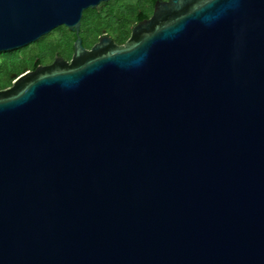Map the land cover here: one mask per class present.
Returning a JSON list of instances; mask_svg holds the SVG:
<instances>
[{"label": "water", "instance_id": "95a60500", "mask_svg": "<svg viewBox=\"0 0 264 264\" xmlns=\"http://www.w3.org/2000/svg\"><path fill=\"white\" fill-rule=\"evenodd\" d=\"M0 0V51L76 38L0 89V264H264V0Z\"/></svg>", "mask_w": 264, "mask_h": 264}, {"label": "rangeland", "instance_id": "374dc122", "mask_svg": "<svg viewBox=\"0 0 264 264\" xmlns=\"http://www.w3.org/2000/svg\"><path fill=\"white\" fill-rule=\"evenodd\" d=\"M138 9H142L147 14L151 10L150 0H108L102 1L98 4L97 7L85 10L86 13H91L92 25H95L96 33H99L102 27H105L110 35H117L124 33V40H126L130 34V27L135 21V14ZM113 21L111 26L106 24L107 20ZM106 24V25H105ZM89 25L83 26V28L88 29ZM106 30V31H107ZM94 37L96 34L94 33ZM70 38V32L65 26H58L54 28L48 34L42 36V40L37 44L36 42L28 44L26 46L20 47L16 52V55L20 57L21 63H23V69L21 71L33 69L31 64L34 59L39 57L36 53L39 51L40 47L48 48L51 45L57 44L64 39ZM58 45V44H57ZM56 46V45H55ZM15 52L0 53V89L5 88L11 85L12 77L19 74L17 71H13V76H7L5 65L3 60L5 59V64L7 67L12 66L13 61L10 60ZM60 54L66 59L70 54L69 47L58 46L52 54H47L41 56V62L39 64H48L51 63L54 56Z\"/></svg>", "mask_w": 264, "mask_h": 264}, {"label": "trees", "instance_id": "16d2710c", "mask_svg": "<svg viewBox=\"0 0 264 264\" xmlns=\"http://www.w3.org/2000/svg\"><path fill=\"white\" fill-rule=\"evenodd\" d=\"M91 9V8H88V10ZM87 10V9H86ZM91 13H86L85 10L83 11V15H82V19H81V26H85V25H91V28H92V20H91ZM146 16V13L145 12H142V13H136L135 14V20H138L142 17ZM113 23V21L110 20H107L106 21V24L108 26H111ZM105 24V25H106ZM107 27V26H105ZM58 28V27H57ZM69 31V30H68ZM42 40V37H40L37 41H35L37 44ZM117 42L118 43H123L125 40H124V33H120L117 38H116ZM71 41H72V38L70 37L69 39H64L62 40L61 42L57 43V44H54V45H51L49 46L48 48H44V47H40L39 48V51L36 53V55H38L39 57H37L36 59L33 60L32 64H31V68H34L37 64H39L41 62V56H45L47 54H52V52H54V50H56V48L60 45V46H65L67 45L69 47V50H71ZM34 43V42H32ZM31 44V43H30ZM28 45V44H27ZM56 45V46H55ZM26 46V45H25ZM19 50V48L17 49H13V50H9L10 52H15V54L13 55V57H11L10 60L13 61V64L12 66L10 67H7L6 66V62H5V59L3 60V63L5 65V70H6V74L7 76H10V74L13 72V71H17L18 73H21L23 71H21V69H23V66L24 65L23 63H21V59L20 57H18L16 55V52ZM9 51H0V53H7Z\"/></svg>", "mask_w": 264, "mask_h": 264}, {"label": "flooded vegetation", "instance_id": "af4514ba", "mask_svg": "<svg viewBox=\"0 0 264 264\" xmlns=\"http://www.w3.org/2000/svg\"><path fill=\"white\" fill-rule=\"evenodd\" d=\"M155 1H156V0H150V2H151V10H150V13H149V14H147V12H145V11L142 10V9H138V10H137L136 13H139V14H140V13H142V12H145V13H146V16H144V17H142V18H140V19H138V20H135V21L133 22V24L136 23L137 21H139V20H141V19H144V18H147V17H149V16L151 15L152 10H153V6H154V4H155ZM133 24H132V25H133ZM132 25H131V27H130V31H131ZM61 26H62V25H61ZM94 27H95V25H92V28H91V25H90V26L88 27V29H85V28H83L82 26H80L79 36H80V39H81V44H82V46H83L84 48L89 49V48H90L95 42H97L100 38H102V37H104V36H109V37L111 38L112 43H114V44H116V45L121 44V43H118V42H117V40H116V35H110L109 31H108L105 27H102L99 33H96L97 31H96V28H94ZM56 28H57V27H56ZM67 29H68V28H67ZM68 30H69V32H70V37L72 38L70 54H69V56L67 57V59H66L64 56L58 54V55H60L65 61H69L70 58H71V55H72V52H73V43H74V40H75V38H76V34H75V32H74L73 30H70V29H68ZM106 30H107V31H106ZM93 31H94V33L96 34L95 37H94ZM118 35H119V34H118ZM118 35H117V36H118Z\"/></svg>", "mask_w": 264, "mask_h": 264}]
</instances>
